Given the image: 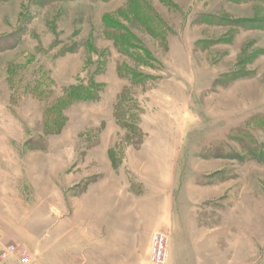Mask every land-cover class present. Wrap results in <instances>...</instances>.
<instances>
[{
	"label": "rangeland",
	"instance_id": "rangeland-1",
	"mask_svg": "<svg viewBox=\"0 0 264 264\" xmlns=\"http://www.w3.org/2000/svg\"><path fill=\"white\" fill-rule=\"evenodd\" d=\"M157 232L264 264V0H0V264H153Z\"/></svg>",
	"mask_w": 264,
	"mask_h": 264
},
{
	"label": "crops",
	"instance_id": "crops-1",
	"mask_svg": "<svg viewBox=\"0 0 264 264\" xmlns=\"http://www.w3.org/2000/svg\"><path fill=\"white\" fill-rule=\"evenodd\" d=\"M149 146H146L145 144L142 145V151L145 150H149L148 149ZM143 153V152H142ZM167 155H165L166 157ZM140 157H146L142 154V156ZM148 157V156H147ZM149 157H152L151 155H149ZM148 166V165H147ZM142 169H136V173L137 176L141 175V171ZM112 191V190H111ZM89 196H91L89 194ZM111 203H109V205L106 202H96V201H89L87 204V210L91 211V210H105L103 213V215L100 217V215L96 216V214L94 212H92L89 216H87V223L86 226L89 227V233H94V240L95 241H106V242H111V241H117V242H121L125 241L127 239V233H129V225L127 224V222H123L122 221H118L117 219H115V217H113L112 214V207L110 206ZM121 211V209H119ZM119 211V213H120ZM158 211H156L157 213ZM90 213V212H89ZM96 217V218H95ZM148 219V218H147ZM126 223V224H124ZM145 223V225L147 226L148 224H150L151 226L153 225V220L149 219L148 221H143V224ZM149 225V226H150ZM98 230V233H97ZM101 230L102 233L99 234V231ZM88 232V229H87ZM89 233H87L89 235V237L91 236ZM92 237V236H91ZM101 257H106L108 256L104 251L102 252V250H100L99 252ZM110 254V253H108Z\"/></svg>",
	"mask_w": 264,
	"mask_h": 264
},
{
	"label": "built area",
	"instance_id": "built-area-1",
	"mask_svg": "<svg viewBox=\"0 0 264 264\" xmlns=\"http://www.w3.org/2000/svg\"><path fill=\"white\" fill-rule=\"evenodd\" d=\"M169 237L166 233L157 232L153 235L152 244H151V254L150 261L153 264H166L167 263V252L169 245ZM16 245L8 246L4 250V255L9 256L17 254L21 256L23 261L30 262L32 260L31 255L27 249H21Z\"/></svg>",
	"mask_w": 264,
	"mask_h": 264
}]
</instances>
